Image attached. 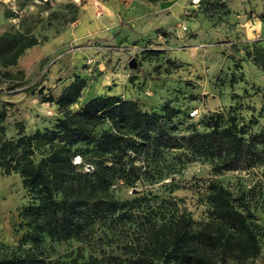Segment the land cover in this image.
Segmentation results:
<instances>
[{
    "label": "rangeland",
    "instance_id": "rangeland-1",
    "mask_svg": "<svg viewBox=\"0 0 264 264\" xmlns=\"http://www.w3.org/2000/svg\"><path fill=\"white\" fill-rule=\"evenodd\" d=\"M261 16L264 0H0V35L17 32L41 41L14 66L0 67L6 135L17 138L16 123L25 134L52 128L61 113L47 99L55 100L74 75L86 83L71 111L92 97L114 95L145 112H161L164 105L178 110L172 124L179 136L208 132L204 125L211 115L223 127L244 129L246 138L264 132V71L247 56L255 49L264 55ZM192 110L198 116L190 117ZM40 158V152L34 154L35 161ZM80 160V172L93 170L89 153ZM117 162L126 169L131 165L138 175L130 183L114 179L109 189L133 221L95 223L84 244L46 239L48 260L114 264L127 259L123 247L147 220L177 213L206 222L208 185L215 180L241 199L240 211L252 213L260 255L250 264H264V162L218 174L214 159L185 150L149 151L130 164ZM36 203L18 175L0 174V246L18 245L27 230L18 211Z\"/></svg>",
    "mask_w": 264,
    "mask_h": 264
},
{
    "label": "trees",
    "instance_id": "trees-1",
    "mask_svg": "<svg viewBox=\"0 0 264 264\" xmlns=\"http://www.w3.org/2000/svg\"><path fill=\"white\" fill-rule=\"evenodd\" d=\"M157 32L165 35L159 29ZM40 42L34 36L4 32L0 35V67L14 66L26 49ZM248 54L264 71V55L258 49ZM3 77L11 75L4 72ZM85 83L74 75L55 100L48 97L61 117L52 128L32 134H25L23 125L16 123L17 138L7 137L3 126L6 112L0 106V174L18 175L22 188L34 192L37 201L18 211L27 230L15 248L0 246V264H59L48 260L46 239L84 244L92 238L95 223L114 226L120 221L132 222L126 204L110 198L109 189L114 179L130 183L138 175L131 165L126 169L117 160L130 164L144 152L185 150L195 158L214 159L213 172L217 174L264 162L263 131L246 138L244 129L234 124L223 127L214 115L204 125L208 132L192 130L179 136L172 124L179 111L168 105L161 112H145L132 101L103 95L71 111ZM37 152L41 158L35 161ZM85 153L92 158L93 170L80 172V157ZM76 158L79 163L74 162ZM262 178L264 181V171ZM208 190L206 222L177 213L161 221L147 220L123 247L127 259L114 264H250L256 260L260 244L251 225L252 213L240 211L244 206L241 199L219 181H210Z\"/></svg>",
    "mask_w": 264,
    "mask_h": 264
},
{
    "label": "built area",
    "instance_id": "built-area-1",
    "mask_svg": "<svg viewBox=\"0 0 264 264\" xmlns=\"http://www.w3.org/2000/svg\"><path fill=\"white\" fill-rule=\"evenodd\" d=\"M189 116L190 117H196V116H198V111L197 110L190 111ZM74 162L76 163V161H74Z\"/></svg>",
    "mask_w": 264,
    "mask_h": 264
}]
</instances>
